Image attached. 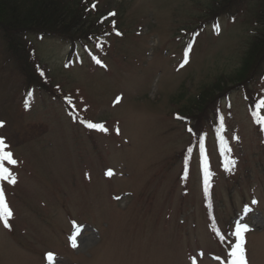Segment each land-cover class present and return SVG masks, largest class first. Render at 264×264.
Returning a JSON list of instances; mask_svg holds the SVG:
<instances>
[{
	"label": "rangeland",
	"instance_id": "1",
	"mask_svg": "<svg viewBox=\"0 0 264 264\" xmlns=\"http://www.w3.org/2000/svg\"><path fill=\"white\" fill-rule=\"evenodd\" d=\"M89 3L96 7L87 22L106 37L80 42L70 65L69 44L44 38L34 47L79 114L107 132L89 130L45 92L28 97L0 30V137L18 161L3 162L17 182L0 180L13 211L10 229L0 221V264H49V252L55 264H232L237 223L251 229L248 264H264V133L246 91L230 80L251 48L257 4L235 21L202 26L212 0ZM219 78L235 164H223L209 110L198 128L212 175L209 209L199 143L187 152L196 124L187 115ZM250 91L264 100V75Z\"/></svg>",
	"mask_w": 264,
	"mask_h": 264
},
{
	"label": "trees",
	"instance_id": "2",
	"mask_svg": "<svg viewBox=\"0 0 264 264\" xmlns=\"http://www.w3.org/2000/svg\"><path fill=\"white\" fill-rule=\"evenodd\" d=\"M251 3L257 4L251 48L248 49L249 52L242 59L241 67L230 80H233L235 89L243 88L246 91L251 100L250 111L256 120L259 114L260 100L254 99L249 90H251V83L258 81L264 75V0H213L206 17L201 21V25L205 26L217 22L221 18L234 21ZM93 4L96 5V3L90 4L89 0H0V30L4 33L6 49L13 56L20 73L25 77L24 84L28 97L35 91L45 92L52 98L65 103L70 113L82 121L87 120L82 116L78 117L73 106L69 104V94L62 90L59 85L53 83L46 68L38 59L34 42L44 38H55L63 41L71 47L70 57L74 53V46L77 42L89 41L96 44L97 40H101L106 35L93 29V25L95 27L98 24L87 22ZM198 32V30L194 31L192 35L196 36ZM222 83H224V79L219 78L213 85L201 91L195 101L189 105L187 117L196 121V124L189 127L192 129L190 133L193 135V141L187 152L193 149L196 142L199 143L197 145H199L200 151L201 145L205 148L204 133L200 135L201 131L198 128L208 119L207 114L211 110L210 115L215 116L217 120V126L214 123L217 146L225 166H228L230 161L228 151H222L223 146L229 148L224 135L226 125L223 118V128L221 127V117L223 116L219 112L224 102V96L227 95L223 88H219ZM183 114L185 115L184 112ZM212 120L210 118L211 122ZM257 124L262 126L261 130L264 133V125ZM204 135L206 136V134ZM221 137H223V145ZM201 158L205 203L210 209L212 175L208 170L210 175L206 185L204 154Z\"/></svg>",
	"mask_w": 264,
	"mask_h": 264
},
{
	"label": "snow or ice",
	"instance_id": "3",
	"mask_svg": "<svg viewBox=\"0 0 264 264\" xmlns=\"http://www.w3.org/2000/svg\"><path fill=\"white\" fill-rule=\"evenodd\" d=\"M93 8L96 7L95 4L92 5ZM110 16H116L115 12L109 13ZM115 28V25H113ZM215 30L217 33H219L220 28L219 25L215 26ZM117 35H121V33L117 32ZM191 49H188V52H190ZM188 52L185 53V59L184 62L181 64V67L184 66V64L188 63ZM97 63H100L99 60L96 61ZM120 98H117V102H119ZM71 98H69V104H71ZM260 107H264V100H261L259 103ZM257 123L264 125V116L257 115L256 117ZM82 123H85L86 127L89 129H95L102 132H107L108 129L105 128V126L102 123H93L90 121H81ZM4 123L0 121V127H3ZM221 127L223 128V117H221ZM191 132L192 129H189ZM117 133H119V129H117ZM238 139V137H237ZM222 145H223V137H221ZM8 148V145L5 143V139L3 137H0V180L8 181L11 184H15L16 176L14 173L7 167L4 166V161H7L8 164L16 165L18 161L14 158L13 153L11 151L6 150ZM230 148H227L226 146L222 147V151H230ZM201 152L204 154V168H205V184L208 183V177L210 175L208 171V156L205 153L203 145H201ZM231 164H235V161H229ZM114 171L112 169H109L106 172V175L108 177H112L114 175ZM207 190V189H206ZM13 217V211L10 208L6 198L3 188H0V221H2L5 228L10 229L11 225L9 223L10 219ZM251 231L249 225L247 223H237L235 228L234 235L237 237L238 242H234L233 246L231 247V250L229 252V256L231 257L232 264H248L247 256H246V249H245V236L244 234ZM81 232V229L79 226L76 228V234L71 236L70 242L72 247L78 246L77 237L79 236ZM221 241H224L226 237L224 235H220ZM47 260L49 261V264H55V256L53 253L49 252L47 254Z\"/></svg>",
	"mask_w": 264,
	"mask_h": 264
},
{
	"label": "bare ground",
	"instance_id": "4",
	"mask_svg": "<svg viewBox=\"0 0 264 264\" xmlns=\"http://www.w3.org/2000/svg\"><path fill=\"white\" fill-rule=\"evenodd\" d=\"M255 243L257 246H259V239H255Z\"/></svg>",
	"mask_w": 264,
	"mask_h": 264
}]
</instances>
